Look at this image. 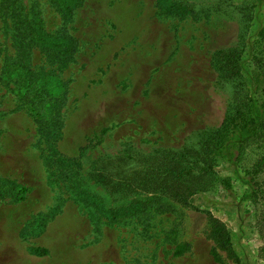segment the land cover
Here are the masks:
<instances>
[{"label": "rangeland", "instance_id": "obj_1", "mask_svg": "<svg viewBox=\"0 0 264 264\" xmlns=\"http://www.w3.org/2000/svg\"><path fill=\"white\" fill-rule=\"evenodd\" d=\"M165 2L189 11L165 15L160 0H81L64 15L53 0H0V264H264L254 185L262 174H253L264 152L255 145L236 165L249 188L219 162L213 170L231 179L230 192L213 187L185 206L159 201L114 223L83 205L55 162L72 161L79 189L114 206L91 179L94 162L157 158L221 125L238 83L219 80L214 55L244 48L240 76H248L246 44L264 27V4ZM33 35L69 37L73 51L41 49ZM262 44L253 46L260 72ZM249 189L257 198L241 200ZM210 219L224 226L230 251L211 238Z\"/></svg>", "mask_w": 264, "mask_h": 264}, {"label": "trees", "instance_id": "obj_2", "mask_svg": "<svg viewBox=\"0 0 264 264\" xmlns=\"http://www.w3.org/2000/svg\"><path fill=\"white\" fill-rule=\"evenodd\" d=\"M59 11L64 15L77 6L81 0H53ZM163 3L161 12L165 15L182 17L188 9L178 3ZM158 4V1H157ZM259 6L264 0H257ZM26 25H29L25 22ZM20 30L15 37L20 43L25 40V34ZM255 34L257 39L247 43L245 56L252 62V69L248 76H240L242 72V54L244 48L218 51L214 55V64L219 80L237 81L234 84L230 101L226 106V113L221 125L212 131H199L193 142H188L172 153H164L157 158L134 160L123 153L114 158H101L91 166L94 184L106 188V195L114 202V206L105 207L95 195L79 189V182H74L76 174L69 168L72 161L55 158L56 164L67 170L70 188L86 207L95 208L106 222L114 223L127 217L143 213L153 203L171 201L182 206L188 205V199L196 194L218 187L226 192L231 190V179L220 178L214 172L219 162L233 167V180L239 185L250 187L251 180L244 179L238 172L236 165L241 160L244 150L255 145V149L264 152V69L260 66L254 54V45L263 42L264 27L259 28ZM34 43L41 49L52 50L63 57H68L73 51L74 41L69 37H52L33 35ZM8 69V66H7ZM8 71V70H7ZM6 72V71H5ZM239 86V87H237ZM264 156L254 165L253 174H262L258 191L264 205V170L261 165ZM73 175V176H72ZM74 183L76 187L74 186ZM261 185H258V184ZM25 189L21 193H25ZM257 192L249 189L247 194L241 196L243 201H253ZM111 198V199H110ZM20 199V198H19ZM210 236L215 244L226 251H230L228 233L222 223L210 219ZM181 250L174 252L178 256ZM38 255L43 250H34Z\"/></svg>", "mask_w": 264, "mask_h": 264}]
</instances>
